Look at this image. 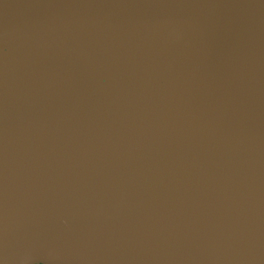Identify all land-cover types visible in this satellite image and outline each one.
I'll list each match as a JSON object with an SVG mask.
<instances>
[{
	"label": "water",
	"instance_id": "water-1",
	"mask_svg": "<svg viewBox=\"0 0 264 264\" xmlns=\"http://www.w3.org/2000/svg\"><path fill=\"white\" fill-rule=\"evenodd\" d=\"M139 5L0 0V264H264V0Z\"/></svg>",
	"mask_w": 264,
	"mask_h": 264
},
{
	"label": "bare ground",
	"instance_id": "bare-ground-1",
	"mask_svg": "<svg viewBox=\"0 0 264 264\" xmlns=\"http://www.w3.org/2000/svg\"><path fill=\"white\" fill-rule=\"evenodd\" d=\"M153 1H155V0H140V5L139 6H141V7H143V6H145V7H147L151 2H153ZM159 14V13H158ZM185 62V61H184ZM183 62V63H184ZM182 63V64H183ZM182 64L180 65V64H178V63H171L169 66H170V69L169 70H171V69H173V68H176V69H178L179 67H182ZM175 69V70H176Z\"/></svg>",
	"mask_w": 264,
	"mask_h": 264
},
{
	"label": "snow or ice",
	"instance_id": "snow-or-ice-1",
	"mask_svg": "<svg viewBox=\"0 0 264 264\" xmlns=\"http://www.w3.org/2000/svg\"><path fill=\"white\" fill-rule=\"evenodd\" d=\"M107 81H105V83H106Z\"/></svg>",
	"mask_w": 264,
	"mask_h": 264
}]
</instances>
